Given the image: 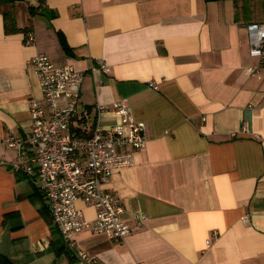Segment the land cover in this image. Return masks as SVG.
I'll return each mask as SVG.
<instances>
[{
  "label": "crops",
  "instance_id": "crops-1",
  "mask_svg": "<svg viewBox=\"0 0 264 264\" xmlns=\"http://www.w3.org/2000/svg\"><path fill=\"white\" fill-rule=\"evenodd\" d=\"M12 8L28 31L7 32L3 11ZM255 21L264 22V0H0V158L16 155L3 136L29 132V101L41 97L31 58L40 52L86 72L84 106L127 99L146 122L134 163L104 185L131 226L146 214L140 228L122 242L82 230L69 247L37 185L0 166V264H88L78 248L104 264H264ZM116 121L105 114L106 125ZM76 204L95 217L94 207Z\"/></svg>",
  "mask_w": 264,
  "mask_h": 264
},
{
  "label": "built area",
  "instance_id": "built-area-1",
  "mask_svg": "<svg viewBox=\"0 0 264 264\" xmlns=\"http://www.w3.org/2000/svg\"><path fill=\"white\" fill-rule=\"evenodd\" d=\"M250 53L264 65V22H252ZM28 32L26 43L36 41ZM40 84L41 97L29 101L30 129L26 136L8 133L2 142L16 151L13 159L0 158V166L30 178L42 191L55 226L69 247H77L75 236L82 230L106 234L117 242L142 226L145 213H136L137 226L123 216L120 198L104 188L114 170L134 163L135 151L146 143V122L135 119L127 99L111 105L82 104L85 71L55 63L45 52L31 58ZM102 70L109 67L101 62ZM257 73L259 66L248 68ZM117 117L104 123L105 114ZM94 207L88 219L76 202ZM218 234L217 231L213 232ZM209 244V242H207ZM82 262L104 264L78 248Z\"/></svg>",
  "mask_w": 264,
  "mask_h": 264
},
{
  "label": "trees",
  "instance_id": "trees-1",
  "mask_svg": "<svg viewBox=\"0 0 264 264\" xmlns=\"http://www.w3.org/2000/svg\"><path fill=\"white\" fill-rule=\"evenodd\" d=\"M207 1H214V0H207ZM32 9H33V7L31 6L30 7V13L31 14L33 13ZM3 14H4V19H5V28H6L7 32H15V31H22V30L28 31L31 28L30 25L27 28H21L17 25L15 13H14V8L4 10ZM47 207H48V205H47ZM48 209H49V207H48Z\"/></svg>",
  "mask_w": 264,
  "mask_h": 264
},
{
  "label": "rangeland",
  "instance_id": "rangeland-1",
  "mask_svg": "<svg viewBox=\"0 0 264 264\" xmlns=\"http://www.w3.org/2000/svg\"><path fill=\"white\" fill-rule=\"evenodd\" d=\"M256 23H259V22H257V21H255Z\"/></svg>",
  "mask_w": 264,
  "mask_h": 264
}]
</instances>
